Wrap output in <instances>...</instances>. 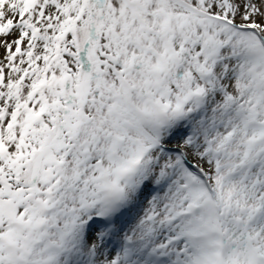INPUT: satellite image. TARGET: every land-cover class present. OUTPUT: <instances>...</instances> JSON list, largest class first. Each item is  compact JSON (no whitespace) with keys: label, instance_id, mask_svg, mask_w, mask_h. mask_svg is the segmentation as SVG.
<instances>
[{"label":"snow or ice","instance_id":"6c2138e0","mask_svg":"<svg viewBox=\"0 0 264 264\" xmlns=\"http://www.w3.org/2000/svg\"><path fill=\"white\" fill-rule=\"evenodd\" d=\"M0 264H264V0H0Z\"/></svg>","mask_w":264,"mask_h":264}]
</instances>
